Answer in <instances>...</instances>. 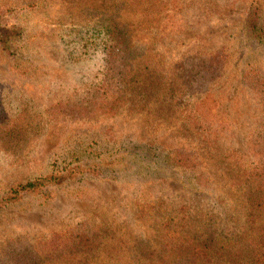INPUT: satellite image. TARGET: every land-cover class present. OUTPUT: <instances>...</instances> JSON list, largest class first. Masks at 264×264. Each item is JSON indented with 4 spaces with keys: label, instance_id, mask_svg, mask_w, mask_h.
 <instances>
[{
    "label": "rangeland",
    "instance_id": "obj_1",
    "mask_svg": "<svg viewBox=\"0 0 264 264\" xmlns=\"http://www.w3.org/2000/svg\"><path fill=\"white\" fill-rule=\"evenodd\" d=\"M255 21L264 0H0V35L18 33L0 44V264H152L184 207L236 242L200 264H251L236 183L264 163Z\"/></svg>",
    "mask_w": 264,
    "mask_h": 264
},
{
    "label": "trees",
    "instance_id": "obj_2",
    "mask_svg": "<svg viewBox=\"0 0 264 264\" xmlns=\"http://www.w3.org/2000/svg\"><path fill=\"white\" fill-rule=\"evenodd\" d=\"M255 29L261 34L264 33V28L260 27L258 21H255ZM103 32L107 38L114 42L108 50L110 63L119 57L122 60L127 58L128 70L131 73L134 59L131 57L130 50L127 49L125 33L113 19L106 21ZM17 35L16 32L12 36L9 34L6 36L0 35V44L7 49ZM116 51H118V54ZM257 77H259L258 74L254 79H257ZM257 81L259 80L257 79ZM192 117L186 118L181 128L185 127L188 133L195 135V132L189 126V120ZM196 126L198 125L196 124ZM196 134L205 139V146L211 145L209 137L211 134L204 135L201 126L200 131ZM261 150L262 152H256V155H261L264 158V144ZM45 182H48V180L30 182L22 185L19 191H33L42 187ZM236 189L241 207L245 209L246 224L250 235L249 244L253 253L251 264H264V163L257 168L245 170L243 178L237 180ZM183 211L185 213L181 217L176 215L162 218L166 221L163 226L165 244H163V248H160L157 261L152 264H200L201 259L209 256L211 252L232 251L231 249L236 247V242H233L232 236H229L227 230L220 229L215 223L213 226L212 221H208L206 218H199L198 220L191 218L185 207ZM159 212L161 210H151L153 214Z\"/></svg>",
    "mask_w": 264,
    "mask_h": 264
}]
</instances>
